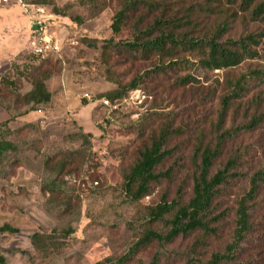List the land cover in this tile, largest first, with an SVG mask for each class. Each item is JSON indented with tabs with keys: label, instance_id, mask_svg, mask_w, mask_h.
Instances as JSON below:
<instances>
[{
	"label": "rangeland",
	"instance_id": "rangeland-1",
	"mask_svg": "<svg viewBox=\"0 0 264 264\" xmlns=\"http://www.w3.org/2000/svg\"><path fill=\"white\" fill-rule=\"evenodd\" d=\"M21 1L26 7H44L43 14L51 15L46 36L60 51L45 59L32 58L28 49L36 27L31 12L20 4L0 6V77L16 84L15 90L0 95V123L9 119L8 110H24L22 96L34 76L49 74L47 85L52 93L46 108L31 114L28 121L17 118L1 135L17 146L0 156V226L8 224L18 230L0 234V256L5 264H97L105 260V264H150L155 256L158 264H205L212 254L224 253L233 238L237 201L248 192L249 178L264 170V77L254 74L264 75V21L253 18L255 3L245 8L240 0H146L148 4L141 2L114 37L115 42H130L160 17L174 19L180 26L176 32L193 40L209 37L224 23L228 29L221 41L262 36L259 45L252 47L258 58L233 68L206 71L195 66L198 51L176 49L172 57L160 60L119 45L103 47L111 37L113 16L128 0H96L93 6L79 0H50L51 5H41L42 0ZM53 5L70 18L55 15ZM75 16L83 23L73 21ZM171 60L178 62L177 67L160 74L152 71L160 61L168 64ZM187 75L196 81L182 85L180 80ZM138 76L143 77L138 90L104 107L102 101L107 98L99 99L100 95ZM238 80L245 91L231 101L223 131L243 127L253 117L261 121L228 138L213 165L211 174L236 157L231 172L239 175L221 186L213 202L212 216H222L217 225H211L217 226L215 234L195 232L164 245L152 241L130 255L129 249L145 228L167 231L165 221L144 222L147 208L161 200L171 203L179 191L182 201L188 200L195 148L199 143L215 145L221 99L228 94L229 84ZM82 100L91 104L81 107ZM68 101L71 105L80 101V106L69 111ZM168 122L179 133L168 144L173 155L157 171L171 169V179L152 185L148 197L130 203L121 190L122 174L149 137ZM79 128L91 137L81 140ZM49 177L61 186L51 197L41 189ZM249 216L251 232L241 243L236 260L227 264H264V184L250 203ZM68 228L72 233L66 236ZM36 233L49 236L40 242L50 243V249L31 244Z\"/></svg>",
	"mask_w": 264,
	"mask_h": 264
},
{
	"label": "trees",
	"instance_id": "trees-1",
	"mask_svg": "<svg viewBox=\"0 0 264 264\" xmlns=\"http://www.w3.org/2000/svg\"><path fill=\"white\" fill-rule=\"evenodd\" d=\"M96 0H79V3L84 6H93ZM235 1V0H234ZM147 5L146 0H128L126 5L119 10L112 18L110 25L111 37L105 40L103 47L122 46L131 53H140L142 55H156L162 60V58L172 57V54L176 49L185 48L188 51H195L199 53V60L195 66H198L201 70L215 71L225 70L240 65L244 60H253L259 57L256 50L252 47L259 45V39L262 36H256L250 34L239 39H227L221 41L223 35L227 31V25L218 26L209 37L200 39H190L185 34L180 36L176 32L180 26L174 24V19L166 20V18H156L151 25L140 30L138 34L130 42L119 41L115 42L114 37L119 35L121 28L126 24L130 18V13L136 11L138 5ZM41 5H51L50 0H42L39 2ZM255 5L251 9L253 18H258L264 21V0H240V4L245 8H249L252 4ZM52 11L55 15L68 17L65 10H59L55 5L52 7ZM73 21L78 24L83 23V19L75 16L72 17ZM87 44L94 45L95 42L82 40ZM30 56L37 59L48 58L55 52H47L45 55H35L30 49H28ZM264 60V55L262 56ZM181 63V61H180ZM187 65L192 64L186 62ZM177 61H170L168 64H164L160 61L158 65L152 70L154 73H162L166 68L173 69L177 67ZM38 69V68H36ZM256 76L264 77L262 72H254ZM50 78L49 74H41L34 76L30 79V89L23 94V107L24 110L20 112H9V119L3 123H0V156L10 153L16 150L17 146L10 141H6L2 138L4 131H8L9 123L15 121L17 118L26 117L27 115L36 111H41L46 108L50 102L52 93L50 92L47 82ZM142 76L135 77L130 83L126 85H118L116 90L107 92L99 96L100 98H107L111 104L119 100L126 99L129 94L139 89ZM196 81L190 75L183 77L180 80L182 85H186L190 82ZM242 81L238 80L234 84H229V92L221 99V110L218 113L215 130V145H203L199 143L194 151L193 165L195 171L192 176L191 194L186 202L182 201L181 191L178 196L171 203L166 200H161L154 207L147 208V212L144 217V222L151 225L155 222H167V231L164 233L151 230L149 227L143 230L142 235L135 242V244L129 249L128 253L133 255L136 251L142 247L148 245L152 241L158 244H168L177 237H188L195 232H201L205 236L213 235L216 232V227L211 225H217L220 220V216H212L213 202L219 195L220 188L223 185H228L231 178H237L239 175L232 173L235 168L237 159L229 158L223 165L222 169L218 170L215 174H211V170L215 161L221 156L222 146L224 142L236 134L240 130H251L261 121V118L253 117L249 124L240 127L234 131H223L225 118L232 100L241 97V93L245 91L242 86ZM15 81L10 80L8 77H0V95H4L3 91L9 94L10 90H15ZM5 89V90H3ZM92 100L91 102H93ZM90 102L86 100L81 101V107H87ZM1 105V103H0ZM106 107V106H104ZM29 126L31 124H28ZM78 137L81 140L86 141L91 134L85 133L81 128L78 129ZM178 129L173 128L172 123H164L160 128L149 137L148 144L144 145L138 151V157L131 166L127 168L122 174L121 190L124 196L130 203H138L145 197H148L152 189V185L159 183L161 180L171 179V169L165 172L157 171V168L170 158L174 151L168 147L171 138L178 136ZM197 161V162H196ZM264 184V170H259L249 178V190L248 192L237 201L235 209V229L231 243L226 247L224 253H214L205 264H227L236 260L237 251L241 247L251 232L250 223V203L254 201L258 193L259 187ZM59 181L56 178L49 177L42 184V191L53 196L60 189ZM18 230L8 224L0 226V234L2 233H17ZM66 236L72 233V229L68 228ZM43 239H49V236L34 234L31 238V244L36 249H50V243L40 242ZM200 240L197 239L196 243ZM129 256V255H128ZM125 259L122 261L124 262ZM104 262H98L97 264H105ZM158 257L155 256L150 264H158ZM0 264H5V259L0 256ZM142 264V263H138Z\"/></svg>",
	"mask_w": 264,
	"mask_h": 264
},
{
	"label": "built area",
	"instance_id": "built-area-1",
	"mask_svg": "<svg viewBox=\"0 0 264 264\" xmlns=\"http://www.w3.org/2000/svg\"><path fill=\"white\" fill-rule=\"evenodd\" d=\"M15 4L22 5L21 0H0V6H11ZM23 6L24 11H30V19L33 21L34 27H36L33 32V36L29 42V49L35 55H45L47 52H59L60 48L56 43H53L51 39L47 38V22L50 21L51 15L47 16L43 14L44 7L39 6ZM36 13H40L37 15ZM48 17V18H45ZM33 27V26H32ZM70 44L74 45L75 42L71 41ZM103 105L106 107H111V102L108 99L102 101Z\"/></svg>",
	"mask_w": 264,
	"mask_h": 264
},
{
	"label": "crops",
	"instance_id": "crops-1",
	"mask_svg": "<svg viewBox=\"0 0 264 264\" xmlns=\"http://www.w3.org/2000/svg\"><path fill=\"white\" fill-rule=\"evenodd\" d=\"M73 105V106H72ZM70 104V101H68V107H67V109L70 111L72 108H73V110L74 109H76V108H78L79 106H80V101H75L74 102V104ZM79 105V106H78ZM85 108H87V107H85ZM83 108H81L80 110H79V112L82 110ZM31 114H33V113H31ZM31 114H29L28 116H26V117H24L23 119L24 120H26V121H28V118L29 117H31ZM72 118H74V119H76V114H73L72 115Z\"/></svg>",
	"mask_w": 264,
	"mask_h": 264
}]
</instances>
